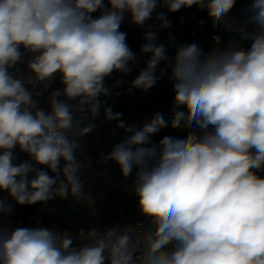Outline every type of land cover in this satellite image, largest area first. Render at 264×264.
Here are the masks:
<instances>
[{"label": "clouds", "instance_id": "1", "mask_svg": "<svg viewBox=\"0 0 264 264\" xmlns=\"http://www.w3.org/2000/svg\"><path fill=\"white\" fill-rule=\"evenodd\" d=\"M236 4L0 0V264H264V0H249L241 18L229 15ZM193 6L230 33L226 44L219 35L209 51L171 34L159 42L169 14ZM125 19L142 30L139 55L121 30ZM144 57L131 87L146 92L167 72L170 127L186 129L183 137L153 141L169 127L161 113L136 130L105 106L106 79L128 75ZM102 108L113 131L130 135L98 158L132 178L148 226L137 233L97 219L74 235L11 223L8 197L18 206L71 197L97 209L78 156V138L96 125L79 127L74 114L96 120Z\"/></svg>", "mask_w": 264, "mask_h": 264}, {"label": "trees", "instance_id": "2", "mask_svg": "<svg viewBox=\"0 0 264 264\" xmlns=\"http://www.w3.org/2000/svg\"><path fill=\"white\" fill-rule=\"evenodd\" d=\"M249 3V0H237V4L229 14L230 17L241 18L242 9ZM166 11V9H160ZM99 13L95 14L98 15ZM172 27L158 32L159 42L168 44V37L171 34L177 43H201L205 51L215 44L214 37H221V45L228 42L230 33L227 30L213 27V22L209 19L207 12H200L196 6L189 9H182L179 12L169 14ZM203 20L204 24L198 26ZM121 30L127 32V43L130 48L139 55L140 45L143 43L141 38L142 30L131 24L129 19H125ZM175 53V48H169V55ZM142 58L139 63L133 67V71L126 76L119 73H113L106 83L112 87V95L108 98L105 106L112 107L114 112L123 113L122 119L129 125H133L136 130L141 129L146 123H149L152 116L159 112L163 115L165 121L169 122L166 127L152 137L153 141H159L165 135L183 137L186 129H172L170 121L172 119V82L169 74L166 72L156 85L148 91L132 88L131 81L136 77L138 71L144 66ZM160 67H164L163 64ZM159 75V71L157 72ZM120 81L119 84L115 83ZM57 85L53 83L52 87ZM47 92L44 96H47ZM74 118L81 120L79 127L94 123V130L78 138L80 156L85 170L82 179L86 182V191H89L98 199L96 207L93 205L76 203L71 197L68 200L54 198L46 204H35L32 206H18L15 201L8 197L7 203L15 208V216L8 218L13 224L35 225L37 221L44 226H52L58 231L76 233L83 227L87 229L100 221L101 226H111L115 223L132 225L136 223H148L143 217L137 214L138 199L134 193L130 192L129 185L132 178H123L119 166L114 161L101 163L98 153L107 154L111 148L124 139L129 134L124 133L122 129H115L116 122H106L103 119V108L101 115L96 120L82 118V114L75 113ZM22 158H24L22 156ZM89 160L91 162H89ZM39 167V166H36ZM29 174V178L31 177ZM63 179V177H61ZM6 193H0V196H6ZM100 198V199H99ZM97 212V214H96Z\"/></svg>", "mask_w": 264, "mask_h": 264}, {"label": "built area", "instance_id": "3", "mask_svg": "<svg viewBox=\"0 0 264 264\" xmlns=\"http://www.w3.org/2000/svg\"><path fill=\"white\" fill-rule=\"evenodd\" d=\"M141 225H144V226H148V223H145V224H143V223H136V224H132V225H125V226H127V227H131V228H133V229H135V231L137 232V233H139V232H141L143 229L141 228ZM62 233H69V232H67V231H63ZM74 235H75V233H73Z\"/></svg>", "mask_w": 264, "mask_h": 264}, {"label": "water", "instance_id": "4", "mask_svg": "<svg viewBox=\"0 0 264 264\" xmlns=\"http://www.w3.org/2000/svg\"><path fill=\"white\" fill-rule=\"evenodd\" d=\"M220 44H221V42H220ZM210 50V49H209Z\"/></svg>", "mask_w": 264, "mask_h": 264}]
</instances>
